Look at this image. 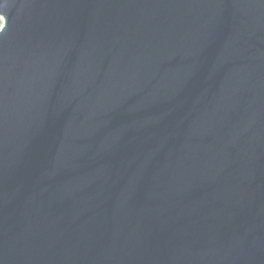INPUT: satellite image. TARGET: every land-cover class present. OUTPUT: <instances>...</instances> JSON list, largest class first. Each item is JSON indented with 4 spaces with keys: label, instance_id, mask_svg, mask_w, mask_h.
Listing matches in <instances>:
<instances>
[{
    "label": "water",
    "instance_id": "obj_1",
    "mask_svg": "<svg viewBox=\"0 0 264 264\" xmlns=\"http://www.w3.org/2000/svg\"><path fill=\"white\" fill-rule=\"evenodd\" d=\"M0 18V264H264V0Z\"/></svg>",
    "mask_w": 264,
    "mask_h": 264
},
{
    "label": "trees",
    "instance_id": "obj_2",
    "mask_svg": "<svg viewBox=\"0 0 264 264\" xmlns=\"http://www.w3.org/2000/svg\"><path fill=\"white\" fill-rule=\"evenodd\" d=\"M0 26H1V18H0Z\"/></svg>",
    "mask_w": 264,
    "mask_h": 264
},
{
    "label": "rangeland",
    "instance_id": "obj_3",
    "mask_svg": "<svg viewBox=\"0 0 264 264\" xmlns=\"http://www.w3.org/2000/svg\"><path fill=\"white\" fill-rule=\"evenodd\" d=\"M1 24H2V19H1Z\"/></svg>",
    "mask_w": 264,
    "mask_h": 264
}]
</instances>
